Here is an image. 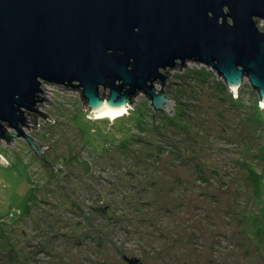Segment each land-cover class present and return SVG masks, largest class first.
<instances>
[{
  "label": "rangeland",
  "instance_id": "rangeland-1",
  "mask_svg": "<svg viewBox=\"0 0 264 264\" xmlns=\"http://www.w3.org/2000/svg\"><path fill=\"white\" fill-rule=\"evenodd\" d=\"M186 65L163 85L170 113L140 92L97 118L80 88L44 85L53 121L22 129L54 169L1 138L0 264H264V104L248 78Z\"/></svg>",
  "mask_w": 264,
  "mask_h": 264
},
{
  "label": "water",
  "instance_id": "water-1",
  "mask_svg": "<svg viewBox=\"0 0 264 264\" xmlns=\"http://www.w3.org/2000/svg\"><path fill=\"white\" fill-rule=\"evenodd\" d=\"M259 20L264 0H0V140L23 135L45 159L51 145L38 148L22 129L37 128V113L53 121L38 108L45 84L80 88L90 114L130 108L140 92L170 113L163 85L188 61L215 69L231 90L248 78L264 101Z\"/></svg>",
  "mask_w": 264,
  "mask_h": 264
},
{
  "label": "bare ground",
  "instance_id": "bare-ground-1",
  "mask_svg": "<svg viewBox=\"0 0 264 264\" xmlns=\"http://www.w3.org/2000/svg\"><path fill=\"white\" fill-rule=\"evenodd\" d=\"M234 90H237V88H234ZM263 104H264V101H263ZM127 112H128V106H123V107H119V108H107L100 113H98V111H94L92 114L97 118L109 117L111 119H114L118 116H121V115L127 113Z\"/></svg>",
  "mask_w": 264,
  "mask_h": 264
},
{
  "label": "built area",
  "instance_id": "built-area-1",
  "mask_svg": "<svg viewBox=\"0 0 264 264\" xmlns=\"http://www.w3.org/2000/svg\"><path fill=\"white\" fill-rule=\"evenodd\" d=\"M191 63H197V62H191ZM198 64H200V63H198ZM200 65H203V64H200ZM206 66V65H205ZM208 67V66H207ZM210 68V67H209ZM263 102V101H262ZM25 126V125H24Z\"/></svg>",
  "mask_w": 264,
  "mask_h": 264
},
{
  "label": "flooded vegetation",
  "instance_id": "flooded-vegetation-1",
  "mask_svg": "<svg viewBox=\"0 0 264 264\" xmlns=\"http://www.w3.org/2000/svg\"><path fill=\"white\" fill-rule=\"evenodd\" d=\"M165 92H166V91H165ZM41 157H43V155H42Z\"/></svg>",
  "mask_w": 264,
  "mask_h": 264
}]
</instances>
